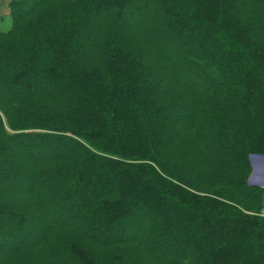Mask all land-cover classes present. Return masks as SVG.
Returning <instances> with one entry per match:
<instances>
[{"label": "trees", "instance_id": "1", "mask_svg": "<svg viewBox=\"0 0 264 264\" xmlns=\"http://www.w3.org/2000/svg\"><path fill=\"white\" fill-rule=\"evenodd\" d=\"M0 264H264V0H11Z\"/></svg>", "mask_w": 264, "mask_h": 264}, {"label": "rangeland", "instance_id": "2", "mask_svg": "<svg viewBox=\"0 0 264 264\" xmlns=\"http://www.w3.org/2000/svg\"><path fill=\"white\" fill-rule=\"evenodd\" d=\"M6 0H0V30L5 31L11 25V19L9 15V8L5 4ZM5 5V6H4ZM3 11V13H2ZM9 23V26H7ZM264 155H252L251 162L253 161V173L250 177L249 183L254 185H259L264 188V164H262V160H264ZM255 158V159H254ZM263 158V159H261ZM264 199V198H263ZM264 200L262 206L260 208L261 215L264 216Z\"/></svg>", "mask_w": 264, "mask_h": 264}, {"label": "crops", "instance_id": "3", "mask_svg": "<svg viewBox=\"0 0 264 264\" xmlns=\"http://www.w3.org/2000/svg\"><path fill=\"white\" fill-rule=\"evenodd\" d=\"M11 0H6V2H5V4L8 6V4H9V2H10ZM5 6V5H4ZM2 13H3V11H2ZM7 26H9V23H8V25ZM9 29V28H8ZM264 157V156H263ZM255 159V158H254ZM261 159H263V158H261ZM262 164H264V160H262ZM251 165H252V172H251V175H252V173H253V169H254V167H253V161L251 162ZM251 177V176H250ZM249 180H250V178H249Z\"/></svg>", "mask_w": 264, "mask_h": 264}, {"label": "built area", "instance_id": "4", "mask_svg": "<svg viewBox=\"0 0 264 264\" xmlns=\"http://www.w3.org/2000/svg\"><path fill=\"white\" fill-rule=\"evenodd\" d=\"M264 213V212H263Z\"/></svg>", "mask_w": 264, "mask_h": 264}]
</instances>
